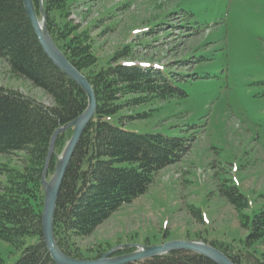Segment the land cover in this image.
Here are the masks:
<instances>
[{"label":"rangeland","instance_id":"1","mask_svg":"<svg viewBox=\"0 0 264 264\" xmlns=\"http://www.w3.org/2000/svg\"><path fill=\"white\" fill-rule=\"evenodd\" d=\"M68 1L69 20L89 30L96 69L128 47L120 63L157 67L185 93L126 107L116 126L190 144L181 162L160 171L145 194L121 206L91 236L74 239L84 259L93 248L104 250L102 256L123 245L208 240L239 246L247 231L220 190L236 187L248 216L264 207V0ZM0 86L53 105L40 89L12 77L3 61ZM24 164L23 153L0 155V190L4 167ZM252 252L264 263V241ZM19 256L0 240L4 264Z\"/></svg>","mask_w":264,"mask_h":264},{"label":"trees","instance_id":"2","mask_svg":"<svg viewBox=\"0 0 264 264\" xmlns=\"http://www.w3.org/2000/svg\"><path fill=\"white\" fill-rule=\"evenodd\" d=\"M32 2L39 21L40 6L43 8L51 40L86 79L95 96V112L65 170L53 216L57 248L72 259L95 260L104 250L93 248L94 255L84 259L74 239L91 236L121 206L145 194L160 171L181 162L190 150L189 142L183 138L137 134L116 126L115 121L125 118L120 114L126 107L185 97V93L159 68L119 63L127 57L128 47L113 53L110 65L96 69L98 60L92 51L89 30L69 20V1ZM0 61L6 63L12 77L28 81L53 102L46 106L0 86V155L23 153L25 163L19 169L2 170L6 174L0 190V240L20 251L13 264H55L42 237L41 177L53 133L83 114L87 98L45 55L22 0H0ZM72 133L73 129H68L57 136L47 175L52 176ZM220 194L236 211L247 235L239 246L200 240L222 252L233 264H264L252 252L256 242L264 241V207L248 216L243 213L247 200L236 187L224 186ZM133 251L119 250L115 256ZM0 264H4L1 257ZM129 264L214 263L195 253L173 251Z\"/></svg>","mask_w":264,"mask_h":264},{"label":"water","instance_id":"3","mask_svg":"<svg viewBox=\"0 0 264 264\" xmlns=\"http://www.w3.org/2000/svg\"><path fill=\"white\" fill-rule=\"evenodd\" d=\"M22 2L27 18L45 55L57 67V69H59L64 75L71 79L84 92L87 98V108L83 114L65 126L58 128L53 133L41 177V187L44 192V201L41 213L42 237L53 262L55 264H129L162 256L173 251H186L201 255L212 261L214 264H233L223 253L214 247L201 242L191 241H176L154 247L126 245L122 246L121 248H136L139 250L131 254L112 257L114 252L119 250L117 247L104 253L99 259L87 261L72 259L63 254L57 248L53 236V216L58 192L73 151L81 135L83 134L85 127L95 112L96 101L93 90L89 83L74 67L70 65L64 55L58 50L51 40L46 29V16L44 14L43 8L40 6L41 20L39 21L35 14L32 0H22ZM68 129H73L71 138L66 144L61 156L55 163L52 178L49 181H46L45 176L47 172V164L53 155L55 140L58 135L64 133Z\"/></svg>","mask_w":264,"mask_h":264}]
</instances>
